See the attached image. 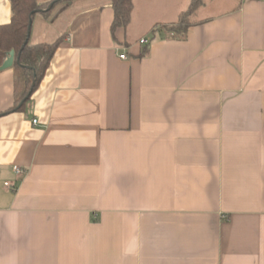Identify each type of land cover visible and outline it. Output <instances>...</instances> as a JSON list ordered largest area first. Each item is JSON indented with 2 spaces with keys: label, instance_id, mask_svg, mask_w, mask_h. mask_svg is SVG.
Listing matches in <instances>:
<instances>
[{
  "label": "crops",
  "instance_id": "1",
  "mask_svg": "<svg viewBox=\"0 0 264 264\" xmlns=\"http://www.w3.org/2000/svg\"><path fill=\"white\" fill-rule=\"evenodd\" d=\"M190 1L133 0L114 36L109 0L33 18L62 43L22 111L0 71V264H264V0L172 39Z\"/></svg>",
  "mask_w": 264,
  "mask_h": 264
},
{
  "label": "trees",
  "instance_id": "2",
  "mask_svg": "<svg viewBox=\"0 0 264 264\" xmlns=\"http://www.w3.org/2000/svg\"><path fill=\"white\" fill-rule=\"evenodd\" d=\"M73 0H9L11 18L7 24L0 25V66L7 53L15 52L12 66L14 73L15 105L6 113L22 111L29 102L32 93L41 82L56 49L62 43V37L50 43L31 44L28 39L29 21L40 14L50 18L55 8L67 6ZM113 9L111 35L119 28H126L130 22L133 0H109ZM203 0H191L188 7L179 14L177 22L166 28L172 39L184 40L188 29ZM32 14V16H31ZM144 51L141 53V56ZM20 105V106H19Z\"/></svg>",
  "mask_w": 264,
  "mask_h": 264
},
{
  "label": "water",
  "instance_id": "3",
  "mask_svg": "<svg viewBox=\"0 0 264 264\" xmlns=\"http://www.w3.org/2000/svg\"><path fill=\"white\" fill-rule=\"evenodd\" d=\"M31 16H32V14H31ZM31 26H32V19H30V21H29L28 35H27L28 39H29L30 33H31ZM14 61H15V52L13 50H11L7 53V56L4 60V62L0 66V71H4V70H7L9 68H12Z\"/></svg>",
  "mask_w": 264,
  "mask_h": 264
},
{
  "label": "built area",
  "instance_id": "4",
  "mask_svg": "<svg viewBox=\"0 0 264 264\" xmlns=\"http://www.w3.org/2000/svg\"><path fill=\"white\" fill-rule=\"evenodd\" d=\"M148 43H149V41H148L147 39H141V40L139 41V44H140V45H148ZM119 58L122 59V60H123V59H126V55H125V54H121V55L119 56ZM32 123H33V124H36L37 122H36L35 120H33ZM14 172H15V174H16L17 176H21V174H22V171H21V169H20L19 167H15V168H14ZM4 186H5V187H10L8 183H5Z\"/></svg>",
  "mask_w": 264,
  "mask_h": 264
}]
</instances>
